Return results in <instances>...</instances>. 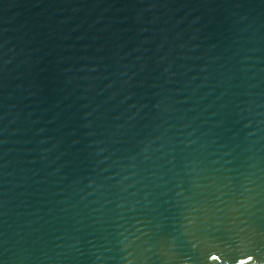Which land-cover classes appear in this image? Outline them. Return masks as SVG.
Wrapping results in <instances>:
<instances>
[{"label":"water","instance_id":"water-1","mask_svg":"<svg viewBox=\"0 0 264 264\" xmlns=\"http://www.w3.org/2000/svg\"><path fill=\"white\" fill-rule=\"evenodd\" d=\"M0 264H264V0H0Z\"/></svg>","mask_w":264,"mask_h":264}]
</instances>
